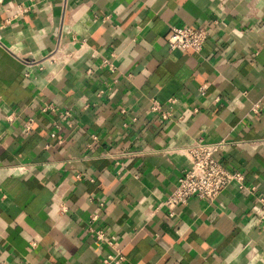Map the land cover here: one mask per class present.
Segmentation results:
<instances>
[{
    "label": "crops",
    "instance_id": "0c3cea01",
    "mask_svg": "<svg viewBox=\"0 0 264 264\" xmlns=\"http://www.w3.org/2000/svg\"><path fill=\"white\" fill-rule=\"evenodd\" d=\"M184 25L209 31L200 51L169 48ZM199 139L248 190L170 216ZM257 195L264 0H0V264H103L97 229L124 264H264Z\"/></svg>",
    "mask_w": 264,
    "mask_h": 264
},
{
    "label": "built area",
    "instance_id": "2783aa9c",
    "mask_svg": "<svg viewBox=\"0 0 264 264\" xmlns=\"http://www.w3.org/2000/svg\"><path fill=\"white\" fill-rule=\"evenodd\" d=\"M208 34L209 31L203 26H172L167 34V43L171 50L200 51ZM256 108L258 107L256 106ZM58 109L54 104L49 103L43 106L42 111L53 112ZM162 109L161 103L155 100L151 110L162 112L163 118H169V112H164ZM123 111L125 110L123 109ZM61 114L70 116L71 112L64 110ZM7 118L12 120L13 115H8ZM34 124L35 118L29 117L23 122V130L27 133L30 132ZM221 147L222 142H211L203 139H199L187 147L190 164L179 177L173 191L162 202V205L168 208L170 216H174L177 207L186 204L193 197L213 201L231 185H236L242 191L248 190L244 173L241 170L225 166L219 160L218 152ZM250 191L254 193L253 188ZM253 212L264 225V195H257ZM93 219H96V215L93 216ZM95 235L96 244L106 243L113 250L104 255L103 264H124L126 257L122 250L117 247L116 242L107 235V232L103 229H97Z\"/></svg>",
    "mask_w": 264,
    "mask_h": 264
}]
</instances>
